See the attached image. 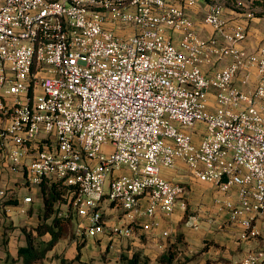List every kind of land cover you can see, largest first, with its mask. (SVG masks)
I'll return each mask as SVG.
<instances>
[{"label":"built area","instance_id":"2783aa9c","mask_svg":"<svg viewBox=\"0 0 264 264\" xmlns=\"http://www.w3.org/2000/svg\"><path fill=\"white\" fill-rule=\"evenodd\" d=\"M199 1L0 0V156L31 186L69 187L58 216L78 237L130 236L142 202L156 226L183 194L161 171L181 163L263 238L234 264H264V46L224 17L235 0H201L202 36ZM105 204L122 221L106 226Z\"/></svg>","mask_w":264,"mask_h":264},{"label":"crops","instance_id":"0c3cea01","mask_svg":"<svg viewBox=\"0 0 264 264\" xmlns=\"http://www.w3.org/2000/svg\"><path fill=\"white\" fill-rule=\"evenodd\" d=\"M175 1L181 2V0ZM204 6V2L200 0L195 6L188 8V12L194 20L198 32L207 37L212 35L213 31L201 22ZM242 6V3L237 0L225 1L223 2V15L233 22L245 24L248 36L244 46L253 51L257 43L251 39V34L257 18L247 19L246 15L251 9L240 12L238 9ZM257 11L262 14L264 12L260 7L254 9L255 13ZM0 122L6 124L7 117L1 114ZM1 158L0 156V189L4 191V195L0 196V222L5 218L2 217V213L5 211L6 215L10 216L7 217L10 223L8 226L13 228L2 236L5 233L3 232V223L0 226V264H10L12 258H17L18 247L25 245L23 229H27L38 222L42 200L39 195V187L29 185L22 172L8 170L5 166L6 162H3ZM176 166L184 165L178 163ZM161 174L172 182H182L173 181V174L181 177L177 173L172 174V172L163 169ZM193 181L197 188L196 191L199 192V199L207 204L204 207L205 210L202 211L204 215L198 217V221L196 218L194 219L195 229H198L196 233L190 236H175L184 214L183 206L180 203H177L170 215H156L155 220L158 221L156 226L148 229L142 228L141 224L150 221L142 213L145 206L142 202L140 206L141 213L138 215L140 223L134 227L130 236L111 238L109 235L102 233L94 237L74 235L60 238L47 252L46 259L40 264H62L60 262L61 258L66 259L70 264H120L122 257H129L133 253H139L140 256L153 260L157 264V259L164 255L172 244L178 245L179 252L177 256L181 253L188 256L195 253L197 257H202L200 264H206V259H215L218 264H234L249 250L263 245L261 236H244L243 228L229 220L227 211L215 200L218 194L214 186L196 180ZM26 196H31L30 202H24ZM12 199H16L17 202H8ZM20 209L24 211L21 212ZM121 215L122 212L119 208L105 204L106 226L122 221ZM49 238L48 234L41 236V240L44 241ZM79 243L82 244L78 247ZM77 254L78 256H76Z\"/></svg>","mask_w":264,"mask_h":264},{"label":"trees","instance_id":"16d2710c","mask_svg":"<svg viewBox=\"0 0 264 264\" xmlns=\"http://www.w3.org/2000/svg\"><path fill=\"white\" fill-rule=\"evenodd\" d=\"M38 187L42 200V208L38 216L39 220L35 225L23 229L25 245L18 247L17 258H12L10 264H40L46 259L47 252L55 245L58 239L76 236L75 216L71 214L68 217L58 216V212L63 211L60 203L65 202V195L68 193L69 187L65 186L61 181L41 182ZM8 202L16 203L17 201L12 199ZM44 234L50 236L47 241L41 240V236ZM81 244L79 243L78 247ZM178 252L177 244L170 245L166 253L157 259V264H173L178 257ZM148 261V258L140 256L139 253H133L129 257H122L120 264H147ZM60 262L62 264H70L64 258H61Z\"/></svg>","mask_w":264,"mask_h":264},{"label":"rangeland","instance_id":"374dc122","mask_svg":"<svg viewBox=\"0 0 264 264\" xmlns=\"http://www.w3.org/2000/svg\"><path fill=\"white\" fill-rule=\"evenodd\" d=\"M259 7L261 9H263L262 6H254V5H248L246 6L245 4L238 9L240 12H245L248 9H259ZM256 22L254 24V30H252V34H251V39L257 43L255 49H257L258 47L264 46V19L262 17V13H258V11L256 12ZM109 149V147L104 146L103 150H107ZM169 172L173 173H177L179 174L181 177H178L176 174H173V181H182V182H177L179 183L182 187H183V194L181 197H179L177 199V203H180L183 205V210H184V214L180 220V224H179V228L176 231V235L175 236H190L193 233H196V231L198 229H195V222L194 219L196 218V220L198 221V217L203 216L204 213H202V211H204V207L205 204L204 202H202L199 196V192L196 191V187H195V182L192 180V178L190 177L187 169L184 166H175L173 168L170 169H166ZM180 178V180H179ZM106 185L108 186V179H107V183ZM62 210H67V205H60ZM2 217H5L4 220L2 222H0V226L3 223V229L5 232L2 236H4L5 234L8 233L9 230H11L13 227H9L8 224L9 223V219H7L8 215H6L5 211H3L2 213ZM10 217V216H9ZM8 217V218H9ZM105 218V216H104ZM6 220V221H5ZM11 222V221H10ZM189 222V223H187ZM188 224V225H185ZM73 231V229H72ZM10 232V231H9ZM73 233V232H72ZM105 234V233H104ZM74 235V233H73ZM108 235V234H107ZM261 236V235H260ZM197 254H192L191 256H188L185 253H181V255H178V257L174 260L173 264H200L201 262V258L202 257H197ZM218 264L217 261L212 260V259H206V264ZM147 264H156L155 262H153V260H149Z\"/></svg>","mask_w":264,"mask_h":264}]
</instances>
